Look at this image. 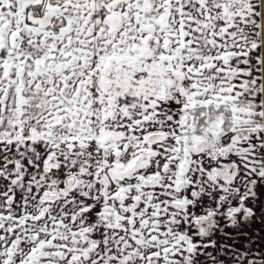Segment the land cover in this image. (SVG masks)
<instances>
[{
    "label": "snow or ice",
    "instance_id": "snow-or-ice-1",
    "mask_svg": "<svg viewBox=\"0 0 264 264\" xmlns=\"http://www.w3.org/2000/svg\"><path fill=\"white\" fill-rule=\"evenodd\" d=\"M0 264H264V0H0Z\"/></svg>",
    "mask_w": 264,
    "mask_h": 264
}]
</instances>
